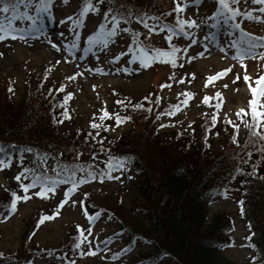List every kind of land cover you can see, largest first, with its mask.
Segmentation results:
<instances>
[{"label": "trees", "instance_id": "trees-1", "mask_svg": "<svg viewBox=\"0 0 264 264\" xmlns=\"http://www.w3.org/2000/svg\"><path fill=\"white\" fill-rule=\"evenodd\" d=\"M38 4L39 0H33L28 12L36 11ZM89 4L96 7L94 12L100 13L99 31L111 29V18L105 14L114 11L120 14L124 29L131 34V50L137 48L148 55L164 49L162 52L169 53L168 56L151 60L163 64L178 58L169 50L175 43L169 39L158 43L149 38L158 26L181 28L177 21L183 20L174 11L175 3L163 8L162 3L156 4L154 0H106L98 5L95 0H79L75 16L89 8ZM225 4L232 7L230 0H225ZM24 7L21 5V11ZM154 25H157L154 31H149ZM171 33L164 31L163 35L167 37ZM6 81L0 79V161L5 156L22 161L29 156L23 177L32 181L39 176L42 186H51L52 180L67 179L73 172L76 185L90 173L101 179L115 164L130 166L136 173L134 182L142 199L134 201V209L145 218L141 224L124 212L120 200L116 199L111 207L89 189L81 193L82 202L91 214L99 212L116 222L127 235V244L140 241L152 248L151 253L131 264H158L166 257H171L173 264H234L222 253L232 243L231 218L225 213L207 212L212 199L226 193L239 197L241 215L249 226L256 258L264 264V139H261L264 115L259 113V124L253 120V112L245 115L244 123L252 127L245 125L244 139L237 143L241 118L223 119L217 125L209 118L195 124L193 130L183 131L164 122L176 105L163 103L160 92L149 91L135 97L115 91L111 112L85 127H63L72 125L73 119L70 93L63 83L51 85L42 76L37 79L28 76L19 99L15 100L14 83ZM137 104L141 107L135 108ZM112 125L128 127L114 136ZM163 128L166 131L162 132ZM211 128H215V135L227 136L220 153L212 147L213 137L208 134ZM45 162H51L53 170H48ZM69 183L73 186L72 181ZM12 200V194L7 191L1 195L0 218ZM42 217L41 213L34 214L25 223L21 247L13 253L0 252V264H32L39 256H54L71 264L80 260L82 253L85 256L86 250L77 236L82 232L79 228H74L67 235L68 241L55 248H43L33 242ZM77 243L81 247L75 248Z\"/></svg>", "mask_w": 264, "mask_h": 264}, {"label": "rangeland", "instance_id": "rangeland-1", "mask_svg": "<svg viewBox=\"0 0 264 264\" xmlns=\"http://www.w3.org/2000/svg\"><path fill=\"white\" fill-rule=\"evenodd\" d=\"M154 2L162 3L163 8L177 2L185 8L184 12H180L183 21L196 20L199 23V27L190 28L189 37L174 39L181 49L180 56L176 60L165 64L145 63L144 68L139 67L138 59L135 64L127 63L129 61L127 51L131 49L132 37L128 31L121 35L122 25L117 26L116 37L107 38L109 45L107 49L89 45L87 37L100 21V13L94 12L92 8L85 13L73 32L60 40L56 33L67 32L72 21L63 26L59 22L68 17L76 20L73 13L79 8V0H69L68 3L53 0L54 23L49 21L46 14L41 13L35 24V31L28 32L26 31L29 26L28 21H16L13 25L17 29L25 30L22 33L25 39L0 42V53L3 54L0 55V79L3 81L8 79L14 83L15 100L19 99L23 82L28 76L36 79L42 76L47 78V84L51 85L63 83L64 88L70 93L69 105L73 110L72 125L63 127L71 128L85 127L90 121L111 112L112 95L115 91H125L135 97L149 91L160 92L163 103L176 105L175 111L168 114L164 122L173 124L183 131L193 130L195 124L205 122L209 118L217 125L223 119L231 121L239 118L236 114L252 110L248 105L251 92L249 84L259 90L260 86L255 84V80L264 76V46H260L264 45V13L259 11L264 5H253L251 0L245 4L241 0L235 10L240 12L235 22L224 16L221 17L216 28H213L208 18V13L215 6L212 0H154ZM29 15L35 16L36 12L35 14L29 12ZM200 21L206 22L200 23ZM236 23H239V29ZM76 33H79V36ZM37 36L40 38L36 39ZM205 37L209 39L205 40ZM149 38L158 43H166L163 33L150 34ZM73 40L77 42L78 48L69 49L70 56L66 53L62 55L60 51L51 47L52 42L62 47L63 43L71 44ZM192 40H196L197 44L192 45ZM249 41L257 45L250 56L245 46V42ZM232 43L236 44V48L230 47ZM89 47H93L92 52L88 51ZM185 48L188 49L187 52L184 51ZM221 48L224 49L223 52L220 51ZM238 49L243 54L240 59H233V56L238 54ZM197 51L202 55L193 59ZM116 57L122 58L119 64L108 63V60ZM134 57H139L138 52ZM173 62L176 67H173ZM125 67L127 71L118 70ZM89 69L103 71L97 73ZM221 73H223L222 78ZM235 74H239L241 80L233 84ZM244 75L250 77L249 84L243 81ZM73 76L75 79H71ZM211 77L216 79L212 80ZM181 80H184V83H180ZM225 84L228 85L227 88L224 87ZM185 96H189V99L185 106H182ZM206 98L207 103H205ZM257 102L259 105H264V95L261 94ZM217 104H220V108H216ZM259 105L256 111L264 115V108ZM127 127L112 125L110 130L114 136H117L126 131ZM198 128L199 126L196 129ZM244 130L245 123H242L237 143L243 141ZM164 131L166 128H163L162 132ZM208 134L213 137L211 141L213 149L220 153L227 136L222 138L215 135V128L209 129ZM29 159V156L24 157L23 161L14 158L10 163L0 164V197L5 191L20 197L16 201V211L13 213L7 209L0 218V252L17 251L24 241L25 223L34 214L41 213L43 217L52 218L41 222L33 234V242L40 247H58L68 241L67 235L74 231V228L82 231L81 235L77 236L86 254L84 256L82 253L80 260L77 261L68 259L73 262L71 264H131L141 259L143 255L151 253L152 248L139 241L127 244V239L118 230L117 223L108 220L103 214L91 219L90 222L92 216L82 205L81 193L89 189L92 193L98 194L99 198L106 200L107 205L111 207L116 199L120 200L124 212L131 215L130 217L138 223H143L145 218L134 209V201L141 200L142 194L135 185L136 174L130 167L121 165L111 173L112 179L89 180L76 187L77 191L57 212V207L66 199L64 192L68 189V185L57 186L55 192L45 191L39 196L35 195L41 191L38 187L25 193L21 185L30 182L20 173ZM45 166L48 170H53L51 162L45 163ZM18 175L19 180L16 179ZM25 195L31 198L25 200ZM207 212L209 215L225 213L232 220L233 243L222 251L227 260L234 264H261L256 259L255 248L249 240L250 229L241 215L239 197L236 194L226 193L224 196L214 197ZM89 228H91L90 233ZM33 264L69 263L54 256L50 258L39 256L33 259ZM158 264H173V260L171 257L162 258Z\"/></svg>", "mask_w": 264, "mask_h": 264}, {"label": "snow or ice", "instance_id": "snow-or-ice-1", "mask_svg": "<svg viewBox=\"0 0 264 264\" xmlns=\"http://www.w3.org/2000/svg\"><path fill=\"white\" fill-rule=\"evenodd\" d=\"M62 2L63 3H68L69 0H62ZM105 2H106V0H95V4L96 5L103 4ZM212 2L215 3V4H218L220 9L223 10L220 13L221 15H223L224 11L228 12V16H227L228 20H233V22H235V18L240 15V12L233 11L230 8H227L226 4H225V0H212ZM230 2L232 4H234V5H238V4L241 3V0H230ZM243 2L245 4H247L248 0H243ZM32 4H33V0H0V16L3 17V18H0V42H5L7 40H17V39L24 40L25 39V36L22 34L23 31H25V30L17 29V28L13 27V24L16 21H21V22L28 21L29 22V26L26 29V31H28V32L35 31V24H36V21H37L39 15L41 13L46 14L48 16V18H49V21L51 23H54L55 8H54V5H53V0H39V4L36 6V15L35 16L29 15V13H28V8L31 7ZM251 4H253V5H264V0H251ZM21 5L25 6L23 11H21ZM50 5H52V7H50ZM189 6H191V5L189 4ZM89 7L92 8L93 11H97L96 7L93 4H89ZM88 10H89L88 8H85L84 11L80 13V16L83 17L85 15V13L88 12ZM174 11L177 12V13L184 12L185 8L181 7L179 4H177V6L175 7ZM259 11L261 13H264V7H260ZM105 15H106V17H110L111 18V24H112L111 29L109 31H107V32H99L95 36H89L88 39H87V43L89 45L97 46L98 48H103V49H107L109 47L107 38L116 37L117 36V26L124 22L120 18V14H118V13H116L114 11L110 10ZM148 19L158 20V18H155V17H148ZM69 21H72V25L69 27L67 32L56 33L57 37L60 40H63V37L65 35H67L69 33H72L74 28L81 22L80 20H74L73 17H68L66 19H62L59 22V24L61 26H63L64 24L69 23ZM141 22L143 23V20ZM205 22L206 21H200V23H205ZM177 23L181 25L180 31L183 32L184 36L187 37L189 35V33L184 32V28H183L184 22L178 20ZM156 26L157 25H154L153 28L149 29V31H154ZM214 26L215 25H213V27ZM144 27L148 28L147 23H144ZM187 27H189V28L199 27V23L196 20H191L188 23ZM236 27L238 29L240 28L239 23H236ZM166 29L169 32L172 31L171 29H168L167 25H163L160 30L164 31ZM18 32H20L21 34L18 35L17 34ZM120 32H121V35H122L123 33L127 32V29L126 28L125 29H121ZM49 35L51 36V34H49ZM76 35L79 36V33H76ZM138 35L139 34H137V36ZM35 38L39 39L40 37L37 36ZM168 39L171 40V36H169ZM207 39H209V37H205V40H207ZM252 39H255V38H252ZM191 43H192V45H196L197 41L196 40H192ZM245 46H246V50H247V53H248L249 56L252 54V50L257 47V45L251 43V41L245 42ZM260 46H264V45H260ZM51 47L56 49L57 51H60L62 55L66 53L67 55L70 56L71 55V51H69V49H77L78 48V44H77V42L75 40H73V42L71 44H68L67 42H65V43H63V45L61 47L57 43L52 42L51 43ZM230 47L231 48H236V44L232 43ZM88 51L92 52L93 51V47H89ZM129 51H131V49H129ZM180 51H181L180 48L172 47L171 55L175 56ZM184 51L187 52L188 49L185 48ZM220 51L223 52L224 49L221 48ZM237 53L238 54L236 56H233V59H240L241 58V55L243 54L241 52V50L238 49ZM0 55H3V54L0 53ZM168 55H169V53L160 52L159 50H157V51L153 52L152 57H148L147 51H144V52H141V55L139 57H134L132 60L127 61V63L135 64V61L138 59L139 60V67L140 68H144L146 66L145 65V60H150V59L159 58V57L168 56ZM201 55H202V53L197 51L195 56H193L192 58L195 59L197 57H200ZM121 60H122L121 57H116V58H112V59L108 60V63H117V64H119L121 62ZM173 67H176L175 62H173ZM241 67H244V66L241 65ZM118 70L119 71H127V68L125 67V68H121V69H118ZM89 71H93V72L99 73V72H102L103 70L102 69H89ZM225 71H228V70H225ZM220 76L222 78L223 73H221ZM71 79H75V76L71 77ZM210 79L215 80L216 77H211ZM240 80H241L240 75L239 74H235V79L232 81V83L236 84ZM243 81L246 84H249L250 77L248 75H244L243 76ZM262 81H264V76H261L260 78L256 79L255 80V84L260 86L259 92H260V94L264 95V83H262ZM180 83H184V80H181ZM224 87L227 88L228 85L225 84ZM62 90L63 89H61V91ZM249 90L251 91V93L253 95V100L249 102V105L251 107L253 104L257 103L258 93H257V89L256 88L251 87V84H249ZM217 95H219V94H217ZM66 102L67 101H65V103ZM205 103H207V98L205 99ZM140 107H141V105H139V104L135 105V108H140ZM259 107L264 108V105H259ZM216 108H220V104H217ZM237 115H240V113H238ZM259 115L260 114L257 113L255 111V109H253V120L256 121L257 124H259V120H258V116ZM157 118L159 119V117H157ZM119 120H120V118L117 117V121H119ZM245 125H246V127H249V128L252 127V125H248L247 122H245ZM92 127L96 128L98 126L97 125H92ZM252 134L254 136L258 135L257 133H252ZM261 139H264V137H261ZM119 167H120L119 164H115V165L110 167V170H115V169H118ZM80 171H83V169H81ZM57 174L59 175V173H57ZM94 178H95L94 174L90 173L89 176H88V179H81V180H79V183L80 184H85L89 180H92ZM108 178L112 179L111 176H109ZM16 179L19 180L20 176L18 175L16 177ZM40 181H41V177L36 176V177H34V179L30 183H27L26 185L22 184L21 185V189L25 193H27L30 189L36 188L37 185L40 184ZM69 181H72V185L73 186L71 188H68V189L65 190L64 195H65L66 199L64 201H62L61 205H59L57 207V212H59L60 208L65 203L68 202V198H70L71 195L75 191V187H76V174H75V172H73L71 175H69L67 179L52 180L51 181V186H42L41 187V191L38 192V193H35V195L39 196V195H41V193H43L45 191H47V192H55L57 186L67 185L69 183ZM12 196H13V200L11 202V205L8 207V210L10 212L14 213L16 211V201L19 200L20 197L16 196L15 193H13ZM30 198L31 197H29L27 195L24 196L25 200L30 199ZM99 215H100L99 212L95 213V215L90 218V222H91V219H95V217H98ZM51 218L52 217L44 216V217L41 218V221H38V223H41L44 220L51 219ZM88 231L90 233L91 232V228H89ZM74 247L75 248H79L80 244L77 243V244L74 245ZM91 254H95V253H91Z\"/></svg>", "mask_w": 264, "mask_h": 264}, {"label": "bare ground", "instance_id": "bare-ground-1", "mask_svg": "<svg viewBox=\"0 0 264 264\" xmlns=\"http://www.w3.org/2000/svg\"><path fill=\"white\" fill-rule=\"evenodd\" d=\"M236 108V107H235Z\"/></svg>", "mask_w": 264, "mask_h": 264}]
</instances>
